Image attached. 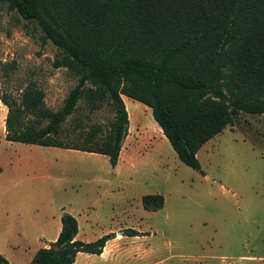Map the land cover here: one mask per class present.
Segmentation results:
<instances>
[{"label":"rangeland","instance_id":"1","mask_svg":"<svg viewBox=\"0 0 264 264\" xmlns=\"http://www.w3.org/2000/svg\"><path fill=\"white\" fill-rule=\"evenodd\" d=\"M43 35L36 20L0 4V253L25 264L67 204L91 214L85 237L123 234L106 254L81 253L87 255L76 261L83 264H264V112L240 111L206 140L196 153L202 172L178 158L151 108L127 95L128 134L117 167L102 153L6 139L4 100L16 128L41 126L77 81L55 64L61 51ZM111 117L108 104L92 108L83 95L60 138ZM156 192L163 206L144 208L142 195Z\"/></svg>","mask_w":264,"mask_h":264},{"label":"trees","instance_id":"2","mask_svg":"<svg viewBox=\"0 0 264 264\" xmlns=\"http://www.w3.org/2000/svg\"><path fill=\"white\" fill-rule=\"evenodd\" d=\"M36 20L61 51L56 65L77 77L48 122L16 128L11 104L5 138L82 149L117 163L128 132L122 95L151 108L155 121L185 164L202 172L199 147L245 111L264 112V0H0ZM92 108L108 104L102 126L62 141V122L82 96ZM146 209L163 206L161 193L141 197ZM61 228L27 264H73L80 251L102 254L107 232L77 236L78 220L63 211ZM124 233L138 234L133 228ZM104 251V250H103ZM99 254V255H100ZM0 264H11L0 253Z\"/></svg>","mask_w":264,"mask_h":264},{"label":"crops","instance_id":"3","mask_svg":"<svg viewBox=\"0 0 264 264\" xmlns=\"http://www.w3.org/2000/svg\"><path fill=\"white\" fill-rule=\"evenodd\" d=\"M125 94H123L122 95V97H123V100L125 99ZM127 113H128V111H127ZM128 117H129V115H128ZM156 126H157V124H156ZM158 129H160V131H162L161 130V128H160V126H158ZM128 134V133H127ZM127 134H126V136H127ZM126 136L124 137V140L126 139ZM159 138H160V136H159ZM128 139V138H127ZM124 140H123V142H122V145H121V149H120V151L122 152V150H123V148H122V146H123V144H124ZM53 146H55V145H53ZM131 146V145H130ZM59 147H61V146H59ZM65 148H68V147H65ZM70 149H74V151H76V152H79V151H84V152H86V150H82V149H76V148H70ZM87 152H93V151H87ZM119 153V156H118V161H117V163L115 164V167H117V165L119 164V162H120V158H121V155H122V153ZM126 158V157H125ZM63 211H68V212H70V213H72L73 215H75L76 216V218H77V220H78V232H77V236L79 237V238H82V239H85V240H88V239H92L93 237H85L84 236V234H85V226H87V225H91L92 224V218H91V214L88 212V211H86V209H83V208H74V207H71L70 205H67V204H64V205H61L60 206V208H59V212L60 213H58L57 215H56V218H55V223H56V226H55V229H54V231H53V233H52V235L51 236H48L47 237V239L45 240L46 242H44V243H39L40 245H37L36 247H35V250L34 251H36V249L37 248H39V247H41V246H47L48 244H49V242L50 241H52V240H54L55 238H56V236H57V234H58V232H59V230H60V228H61V219H60V216H61V213L63 212ZM82 217V219H83V222H82V220L80 219ZM119 230H117L116 232H115V236H113V237H111V238H109L107 241H106V243H105V246H104V248H103V250H102V254L101 255H103V254H106L107 253V251H108V249H109V243H112V242H117L118 240H120V237L119 236H123V234L122 233H120L119 234ZM122 232V231H121ZM115 245V244H114ZM113 245V246H114ZM112 246V247H113ZM113 249H111V251H112ZM34 251H32L29 255H28V257H27V259H26V261H25V264H27L28 262H29V260L32 258V256H33V254H34ZM81 253H88V252H84V251H80V252H78L77 254H76V257H75V260H74V262H73V264H83L82 262H77L76 261V259H77V257L79 256V255H87V254H81ZM90 254V253H89ZM84 257V256H83ZM12 263V262H11ZM13 264V263H12Z\"/></svg>","mask_w":264,"mask_h":264},{"label":"water","instance_id":"4","mask_svg":"<svg viewBox=\"0 0 264 264\" xmlns=\"http://www.w3.org/2000/svg\"><path fill=\"white\" fill-rule=\"evenodd\" d=\"M121 232V230H119Z\"/></svg>","mask_w":264,"mask_h":264}]
</instances>
